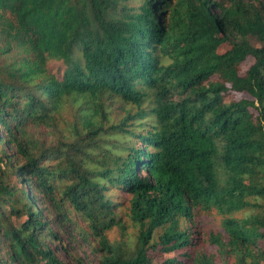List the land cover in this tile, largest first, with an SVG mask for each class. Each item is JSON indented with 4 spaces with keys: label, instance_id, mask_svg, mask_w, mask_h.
I'll return each instance as SVG.
<instances>
[{
    "label": "trees",
    "instance_id": "16d2710c",
    "mask_svg": "<svg viewBox=\"0 0 264 264\" xmlns=\"http://www.w3.org/2000/svg\"><path fill=\"white\" fill-rule=\"evenodd\" d=\"M79 239L264 264V0H0V264Z\"/></svg>",
    "mask_w": 264,
    "mask_h": 264
},
{
    "label": "rangeland",
    "instance_id": "374dc122",
    "mask_svg": "<svg viewBox=\"0 0 264 264\" xmlns=\"http://www.w3.org/2000/svg\"><path fill=\"white\" fill-rule=\"evenodd\" d=\"M226 32L233 38L237 36L236 31L232 29H227ZM250 61L251 60L249 59L246 61V63H244L243 69ZM56 65H58V62L50 63L51 67H55ZM65 117L71 118L70 112L68 110L65 112ZM121 195H123L126 201L130 197V195L126 193ZM199 219L203 232H208L209 230L216 228V221H218V218L214 216V214L202 213ZM107 236L110 240L114 239L115 237H119L118 230L116 228H113L112 230L107 231ZM195 241L197 242V245L195 246L197 250H203L207 252L213 251V247L208 244L207 240L198 239ZM91 244L85 243L80 239L77 242L68 243L66 241L64 242L66 251H60L59 255L67 264H99L100 257L101 255H103L104 251L99 250V246H97L94 241Z\"/></svg>",
    "mask_w": 264,
    "mask_h": 264
}]
</instances>
